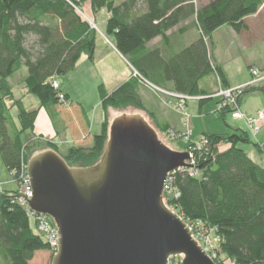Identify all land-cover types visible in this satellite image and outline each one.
<instances>
[{"label":"trees","instance_id":"trees-1","mask_svg":"<svg viewBox=\"0 0 264 264\" xmlns=\"http://www.w3.org/2000/svg\"><path fill=\"white\" fill-rule=\"evenodd\" d=\"M198 1L0 0V157L19 186L30 157L45 149L56 151L72 167L97 165L109 141V109L135 108L143 111L161 133L180 135L147 109L139 81L131 78L112 93L100 86L106 118L91 147L74 146L62 152L57 145L31 136L38 110H27L24 97L35 96L44 109L74 106L80 110L53 82L74 71L84 55L94 61L97 32L85 13L86 3H90L93 15L106 10V29L114 37L116 50L149 83L168 93L201 98V107L211 100L200 88L205 78L214 75L223 89L230 88L213 58L214 34L223 27L238 34L246 30L244 19L256 15L264 0H210L199 8ZM192 19L199 37L187 48L162 52L148 47L157 38L167 42L168 32ZM30 38L36 39V53L27 46ZM21 68L26 69L27 77L23 98L17 99L10 79ZM166 84L171 85V91L165 89ZM256 91L264 92V87L252 88L245 95ZM14 108L18 109L17 121L12 115ZM226 112L234 110L226 108L217 113L225 116ZM67 118L73 121V116L68 114ZM88 138L82 135L80 141L85 143ZM203 139L208 145L195 151L198 174L178 171L170 175L172 193L165 196L164 203L195 230L215 233L220 244L212 258L215 264H264V168L241 148L250 144L259 148V144H254L248 131L229 126L226 133L206 134ZM17 194L0 193L1 264H31L38 252L50 251L35 232L28 210L17 201ZM181 262L170 260V264Z\"/></svg>","mask_w":264,"mask_h":264},{"label":"water","instance_id":"water-1","mask_svg":"<svg viewBox=\"0 0 264 264\" xmlns=\"http://www.w3.org/2000/svg\"><path fill=\"white\" fill-rule=\"evenodd\" d=\"M189 161L188 152L167 148L134 113L113 120L94 167H72L52 149L35 152L27 201L58 227L52 264H170L180 256L181 264H215L164 203L167 180Z\"/></svg>","mask_w":264,"mask_h":264},{"label":"rangeland","instance_id":"rangeland-1","mask_svg":"<svg viewBox=\"0 0 264 264\" xmlns=\"http://www.w3.org/2000/svg\"><path fill=\"white\" fill-rule=\"evenodd\" d=\"M118 2H122V0H118ZM204 1H198L197 7H201L204 4ZM90 7V3H86L84 5V10L87 13ZM259 12V11H258ZM91 16V14L89 15ZM92 28L97 32V40H96V50L94 55V66L90 63L80 64V66L75 70V72L69 74V76L58 77V81L64 79L67 84L72 86L75 89V97L74 100L76 102H80L84 109L88 110V115L90 122L95 125V132H101V127L103 120L106 118V113L101 105L100 99V86H104L107 90H110V85L108 79L105 77V71L108 65V59L105 57V53H117L114 48V37L108 35L106 24H107V12L106 10H102L99 14L93 15L89 18L87 17ZM263 27V28H262ZM264 10L261 12L258 19H256L253 23V29L250 34H243L241 37H236L237 41V54L238 57H232L228 55L227 49L229 41L224 39L221 34H216L213 37V49L216 51V55L221 57L223 60L222 68L225 70L226 76L228 80L231 82V88L239 87V83L244 81H252V73L251 69L245 65L244 52L249 49L250 46L253 45L254 42L261 41L264 39ZM260 45H263L260 43ZM27 46L32 48L33 52L36 53L38 51V46L36 45V39L30 38L27 42ZM264 46V45H263ZM241 48V49H240ZM243 49V51H242ZM263 49V47H262ZM214 55V53H212ZM240 54V55H239ZM84 57L87 56H83ZM244 57V58H243ZM261 68V65H256V67ZM133 71L132 78L137 79L142 88L147 89L152 97L154 98L158 107L162 110L167 111L166 114L170 116L171 125L174 128H178L180 135L171 136L166 133H161L154 125V123L148 118V116L140 110L129 107L125 110H114L109 109L107 114V120L109 124H112L113 120L117 116H121L124 114H140L144 116L147 122L154 128V130L158 134L159 140L170 150L178 153L186 152L191 146L199 144L203 137L207 135H221L227 132V126L241 129L243 131H247L248 129L245 126L243 121H235L232 119V114L230 112H226V115L217 113L220 108V98L215 94L220 90V85L217 82V77L214 75L205 78L201 86L207 93H213L214 95L210 96L211 100H208L203 107L200 106V99H192L188 100L186 109L182 108L178 105V100L172 99L168 92L156 87L155 85L149 83L145 79H143L136 71ZM26 70L21 68L12 78L11 83L14 88L16 98H20L23 94V81L26 78ZM264 87V84L258 85L256 88ZM31 99L34 101H39L35 96L29 95ZM242 111L243 114L249 116H255L259 110L264 109V92H252L244 95L241 99ZM27 110L31 111L32 106L28 102L26 105ZM12 115L14 119L17 121L18 109L14 108L12 110ZM38 116V115H37ZM260 128V133L253 137L252 140L254 144H259L261 150L254 146L243 145L241 148L248 154V156L257 164L264 167V123L258 124ZM30 134L24 136L26 139ZM36 137L33 134L31 135ZM44 144L53 143V140H46L43 137H40ZM260 142V143H258ZM57 145V144H55ZM60 147L62 152L67 151L70 146L67 143H60L57 145ZM0 161L2 159L0 157ZM4 165V164H3ZM5 167V166H4ZM5 169V168H4ZM3 176L10 181L8 187H6L9 191H17L18 194L16 198H19V195L22 193V187L18 185L17 181L13 178V175L9 174V172L5 169L3 172ZM3 183L0 181V193H5L3 191ZM33 227H35L33 223ZM194 237L201 244H205L208 246L211 253L216 257L215 248L218 247L219 241L215 236L213 231H208L207 233L200 229H194ZM197 236V238H196ZM52 251L46 252L44 255L41 254L39 258H37V264H52ZM212 256V257H214ZM177 260H183V256L175 258ZM211 259V258H210ZM1 264V263H0Z\"/></svg>","mask_w":264,"mask_h":264},{"label":"crops","instance_id":"crops-1","mask_svg":"<svg viewBox=\"0 0 264 264\" xmlns=\"http://www.w3.org/2000/svg\"><path fill=\"white\" fill-rule=\"evenodd\" d=\"M123 1L125 0H122V2ZM200 1H204V0H200ZM209 1L210 0H205L202 6L207 5ZM263 10H264V7L260 8L259 12L256 15L244 19V23L247 29L242 31L239 34L234 32V30L230 27H223L219 29L218 31H216L214 35L216 34L224 35L223 38L229 41L227 52H230V53H228V55L232 57H238V54H237L238 50L236 49H239V48H237L236 37H241L243 34H246V35L250 34L253 29L254 21L259 18ZM90 14L92 16L91 6L89 7L86 15L90 18L91 17L89 16ZM107 19H108V14H107ZM167 35L169 38L167 42H164L162 38H157L153 40L149 44L148 47L153 48V49L160 48L162 52H165V51L179 52L187 48L199 37V32L197 28L195 27V19H192L174 28L173 30L168 32ZM260 43L264 45V39L261 41L259 40L257 42H254L253 45L250 46L249 49L246 50L247 52L243 51L242 49V51L244 52V55H246L245 56L246 58L243 57L244 58L243 62L245 63L246 66H248L251 69L250 73H252V70L254 69H260L262 71L264 70V46L260 45ZM213 53H214L213 55L214 61L219 67H221L227 79L228 85L231 88L232 87L231 82L228 80L225 70L222 68L223 60L221 59L220 55L219 57L216 55L217 52L214 51V49H213ZM105 57L108 59V62H109L108 63L109 66H107L106 71H105V77L109 81L110 90H107L104 86L103 87L108 93H112L119 86H121L122 84H124L125 82H127L128 80L132 78L133 71L128 61L120 53H118V51L117 53H105ZM87 63H90L92 66H94V61L91 62L89 61L88 57H84V59L82 57L80 61L78 62L75 70L80 66V64L82 65V64H87ZM256 65H261V68H258V66L256 67ZM75 70L72 71L71 73L75 72ZM25 77H27V71H26ZM201 83H200V88L202 91H205L202 88ZM248 83H250V81L247 80V81L239 83V86L247 85ZM59 84H60V90L62 91V93L64 95H68L71 98V100L75 102L76 105H78L77 107L80 110L75 109L74 106L66 107V108H59L57 110L54 109L53 107L49 109L41 108L40 102L34 101L33 99L30 98L29 95L23 98V94H24V90H23V94L22 96H20V98H23L22 101H23L25 108L29 102L31 106L33 107L32 110H38V116H37V119L35 122V128H34V135L36 137H43L46 140H49V139L53 140V142L57 145H60V143L64 142L70 146L91 147L93 137L101 134L102 130L100 133L95 132L94 130L95 125L94 123L90 122L88 110L84 109V107L82 106L80 102H76V100H74V97L76 95L75 89L72 86L68 85L66 80L64 79L60 80ZM165 89L171 91V85L166 84ZM208 94L210 96L214 95L213 93H208ZM141 96H142L145 106L147 107L149 111L154 113L161 121L168 123L172 127L173 130L179 132L178 128H174L171 125L172 123L170 122V116L169 114H166L167 111H164L160 107H158L154 98L152 97V95L147 89L141 88ZM239 110L242 113H244L242 111L241 102L239 104ZM72 111L76 115H74ZM68 114L71 115V118L73 116V121H71L70 119L68 120L67 118ZM104 122H105V119L103 120L102 127H103ZM82 135L89 136V138L87 139L85 143H82L80 141ZM259 149L261 150L260 145H259ZM4 168H5L4 165L0 161V181L1 183H3L2 190L9 191L6 189V187H8V185L10 184V181L3 176V172L6 169ZM45 253L46 252H38L34 260L31 262V264H37V258H39L41 254L44 255Z\"/></svg>","mask_w":264,"mask_h":264},{"label":"built area","instance_id":"built-area-1","mask_svg":"<svg viewBox=\"0 0 264 264\" xmlns=\"http://www.w3.org/2000/svg\"><path fill=\"white\" fill-rule=\"evenodd\" d=\"M217 82L220 85V90L215 95L220 98L221 103H220L219 110H224L226 108L233 109L234 112L231 113L232 119L235 121H243L246 125V128L248 129L247 131L249 132V134L252 135L253 137L257 136L260 133V128L258 124L264 123V109L258 111L255 116H248V115L243 114L239 110V104H240V99L244 97L245 93L248 90L257 87L260 84H264V70L263 71L260 69L252 70V81L248 83L247 85L239 86L237 88L223 89L218 77H217ZM53 86L56 89H58L60 84L58 81H54ZM168 95L173 100L174 99L178 100V105L181 106V109L182 108L186 109V103L188 102V100L193 99L189 97L175 95L172 93H168ZM61 98L63 99V96ZM207 145H208V141L206 139H203L199 144L194 145L195 147L193 146L188 149L187 152L190 154L189 165L196 166L195 151L197 150L201 151ZM192 166H189L181 171L188 172L191 176H196L198 173L195 170V167H192ZM170 179L171 177H169L165 185V196L172 193L170 189V182H171ZM21 187H22V193L19 195V198L17 199V201L19 202L21 206L25 207L28 210V213L32 220V224L34 223L35 225L34 227L35 232L41 237H43L45 242L49 245L50 251H52V254L55 255L58 252V241L60 238L58 234L59 230L54 220L51 217L46 216V215H36L33 211L30 210L29 203L27 200H31L32 198V187L30 184L28 172L26 176H24ZM188 226L192 232L193 239L196 242H198V240H196L194 237L195 235L194 228L189 224ZM198 243L203 248V250L207 253L209 258L212 259L215 257L209 250L208 246H206L205 244H201L200 242Z\"/></svg>","mask_w":264,"mask_h":264}]
</instances>
